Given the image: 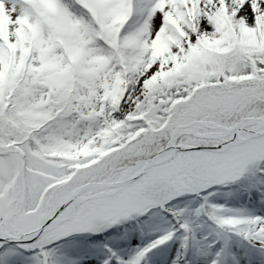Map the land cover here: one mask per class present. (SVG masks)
I'll return each instance as SVG.
<instances>
[{"label":"snow or ice","instance_id":"6c2138e0","mask_svg":"<svg viewBox=\"0 0 264 264\" xmlns=\"http://www.w3.org/2000/svg\"><path fill=\"white\" fill-rule=\"evenodd\" d=\"M0 264H264V0H0Z\"/></svg>","mask_w":264,"mask_h":264}]
</instances>
